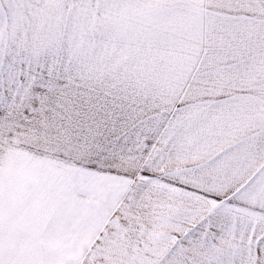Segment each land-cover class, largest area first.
I'll list each match as a JSON object with an SVG mask.
<instances>
[{
    "label": "snow or ice",
    "instance_id": "6c2138e0",
    "mask_svg": "<svg viewBox=\"0 0 264 264\" xmlns=\"http://www.w3.org/2000/svg\"><path fill=\"white\" fill-rule=\"evenodd\" d=\"M0 264H264V0H0Z\"/></svg>",
    "mask_w": 264,
    "mask_h": 264
}]
</instances>
